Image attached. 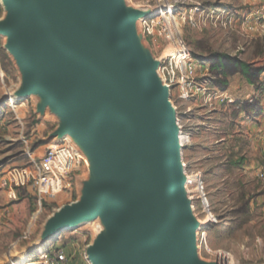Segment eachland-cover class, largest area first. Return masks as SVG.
I'll return each instance as SVG.
<instances>
[{"label":"rangeland","instance_id":"rangeland-1","mask_svg":"<svg viewBox=\"0 0 264 264\" xmlns=\"http://www.w3.org/2000/svg\"><path fill=\"white\" fill-rule=\"evenodd\" d=\"M66 1L88 24L108 39H115L118 17L105 20L96 16V0ZM170 2L176 7V37L184 42L193 59H204L205 64L198 63L195 80L208 87L205 94L187 100L181 98L177 87H172L169 98L164 99L160 86L166 85L152 71H143L172 138L177 223L182 225L180 230L189 222L192 225L181 235L190 247L193 264H264V0ZM122 4L129 14L147 11L137 0H124ZM31 9L16 0H0L2 171L9 166H30V159L23 156L26 146L19 141L22 132L29 140L28 146L38 150L36 155L42 158L46 145L54 142L52 139L66 122L65 115L55 111L47 99L48 73L38 76L29 67L28 16L37 18ZM131 27L132 37L142 36L148 51L142 49L151 58L175 53L172 38L161 34L160 27L154 28L152 36L145 34L143 19L131 22ZM42 31L40 28L39 33ZM242 64L247 65L248 74L243 73ZM137 68L142 70V66ZM30 91L32 96L26 99L24 94ZM10 99H14V108ZM42 106L50 108L39 113ZM17 115L25 123L24 131L18 126ZM200 181L204 193L200 192ZM94 185L83 165L67 180L63 193L55 199L44 198L42 207L32 194L25 195L26 203L7 198V204L0 206V264H26L47 243L49 248L57 236L68 249L79 247L80 254L102 248L104 239L107 246L120 218L119 207L105 208L107 236L103 239H95L93 234L101 217H88L58 234L60 229L42 243L44 237L39 240L47 225L63 214L75 213ZM70 223V219H63L52 231ZM163 243L143 248L138 264H157L163 249L175 246L172 243L165 247Z\"/></svg>","mask_w":264,"mask_h":264},{"label":"water","instance_id":"water-1","mask_svg":"<svg viewBox=\"0 0 264 264\" xmlns=\"http://www.w3.org/2000/svg\"><path fill=\"white\" fill-rule=\"evenodd\" d=\"M16 1L37 16H28L29 67L38 76L48 73L47 99L65 115L57 138L70 135L87 165L102 175L101 185L89 190L75 213L59 217L75 223L63 225L57 233L88 217H101L103 230L95 239H103L107 236L104 210L119 207L120 218L109 244L104 239L102 248L90 247L87 252L93 264H138L140 251L161 241L165 247L175 246L163 249L157 264H193L181 235L192 225L189 222L180 230L182 225L177 223L172 138L143 73L150 70L162 81L159 61L144 52L141 35L131 34V22L148 11L129 14L123 11L124 0H96V16L118 17L112 41L77 15L66 0ZM160 89L168 99L170 89L163 84Z\"/></svg>","mask_w":264,"mask_h":264},{"label":"built area","instance_id":"built-area-1","mask_svg":"<svg viewBox=\"0 0 264 264\" xmlns=\"http://www.w3.org/2000/svg\"><path fill=\"white\" fill-rule=\"evenodd\" d=\"M144 4L147 9V17H143L146 25L145 34L152 36L154 28L160 27V33L172 38L175 51L174 55L158 59L157 73L163 83L171 89L177 87L182 99H190L194 95H203L208 87L203 83L196 82L195 72L197 66L205 64L204 59H193L189 49L177 36L176 30V7L170 0H137ZM142 1V2H141ZM175 29V30H174ZM179 52L188 55L186 59H180ZM202 61V62H201ZM204 66V65H203ZM206 83V82H205ZM14 108V99L9 100ZM254 98L250 100L253 102ZM264 161V149H263ZM34 171L31 174L29 185L31 190L41 199H55L65 189L67 180L79 172L83 165H87L85 154L70 135H64L56 144H53L39 161H33ZM200 192L204 193L202 182ZM3 187L8 190L10 200H17L16 190L8 181L3 182ZM203 198L206 201L204 194ZM103 230L100 222L94 225L93 234L96 237ZM32 255V254H31ZM27 264H93L87 253L81 255L80 259L69 256L64 248L45 249L37 253L32 260L31 256Z\"/></svg>","mask_w":264,"mask_h":264},{"label":"crops","instance_id":"crops-1","mask_svg":"<svg viewBox=\"0 0 264 264\" xmlns=\"http://www.w3.org/2000/svg\"><path fill=\"white\" fill-rule=\"evenodd\" d=\"M32 94L29 96V98H31ZM27 99V98H26ZM50 107H47V108H44L43 106L41 107V109L39 110V113L40 111L43 113L45 112L47 109H49ZM17 119H18V123L19 125L18 126H21L23 131H24V127H25V123L24 121L17 115ZM60 131V130H59ZM59 131L57 132V134L54 136V139H52V144L49 145L47 144L46 147V153L48 151V149L56 142H58V138H57V135L59 133ZM27 136L24 135V132L21 133V136H20V143H22L23 145H25L26 149L24 150L23 152V156L24 157H27L30 159V166H9L7 167V169H4L3 171L0 170V206H5V204H7V200L9 199V201H12L13 200H10L9 198V195H8V190L5 189L3 187V182L4 181H8L12 187L16 190V193H17V200L16 201H19L21 200L22 202L26 201L27 199L25 198V195L26 194H32L35 198H36V201H37V205L39 207H42V204H43V201L44 199H41L37 194H35L32 190H31V187L29 185V182H30V177H31V174L33 173L34 171V165H33V161H39L40 159L42 158H38L37 155H36V152L38 150H34V149H31L29 145V140L26 138ZM12 140V139H10ZM43 146H41L40 149H42ZM45 153V154H46ZM15 160H19L17 156L14 157ZM13 158V160H14ZM87 166V169H88V172L90 173L91 175V179L92 181L95 183L94 187H99L101 185V178H102V175H101V172L100 171H96L95 169L92 170L91 167L92 165L90 163H88ZM92 171H93V174H92ZM106 183V182H104ZM100 184V185H99ZM6 191V192H5ZM7 193V194H6ZM8 198V199H7ZM4 201V203H3ZM2 202V203H1ZM26 203V202H24ZM14 208V206L12 207ZM40 211H38L37 213H39ZM60 221L59 218H57V220L53 223H51L50 225H47L45 227V231L43 232V234L41 235V237L39 238V240L44 236L46 235L51 229H53ZM59 234V233H58ZM38 240V241H39ZM37 241V242H38ZM62 239H58V236H57V239L53 240V243L51 246H49V248H47V244L45 245L44 247V250L45 249H50V248H54V249H58V248H64L66 253L69 255V256H75V258L78 260L81 258V255L80 254L82 251L79 249V247H75L74 246L71 250L68 249L64 244L61 243ZM35 242V243H37ZM34 243V244H35ZM33 244V245H34ZM32 245V246H33ZM31 246V247H32ZM30 247V248H31ZM28 248V249H30ZM77 253H79V256L77 255Z\"/></svg>","mask_w":264,"mask_h":264},{"label":"bare ground","instance_id":"bare-ground-1","mask_svg":"<svg viewBox=\"0 0 264 264\" xmlns=\"http://www.w3.org/2000/svg\"><path fill=\"white\" fill-rule=\"evenodd\" d=\"M143 17H147V14H144V16ZM174 55V54H173ZM178 55H180V59H186L187 57H188V55L186 54V53H184V52H179L178 53ZM166 57H169L170 55L169 54H167V55H165ZM149 141H150V139H147V141H146V146H145V149H146V151H149V148H150V143H149ZM148 153V152H147ZM63 225H65V224H63ZM63 225H61L59 228H57L56 230H54V231H52L51 233H48L43 239H42V241H40L41 243L42 242H44L48 237H50L53 233H55V232H57V231H59L61 228H62V226ZM29 262V261H28ZM27 262V263H28ZM26 263V264H27Z\"/></svg>","mask_w":264,"mask_h":264},{"label":"trees","instance_id":"trees-1","mask_svg":"<svg viewBox=\"0 0 264 264\" xmlns=\"http://www.w3.org/2000/svg\"><path fill=\"white\" fill-rule=\"evenodd\" d=\"M242 67H243V68H242L243 73L248 74V73H247V72H248V71H247V70H248L247 65L242 64ZM67 218H68V217H67ZM67 218H66V219H67Z\"/></svg>","mask_w":264,"mask_h":264}]
</instances>
